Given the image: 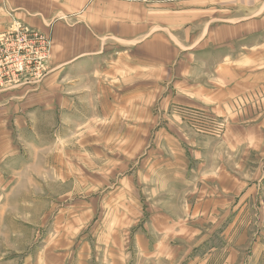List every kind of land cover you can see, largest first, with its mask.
<instances>
[{
    "label": "crops",
    "instance_id": "crops-1",
    "mask_svg": "<svg viewBox=\"0 0 264 264\" xmlns=\"http://www.w3.org/2000/svg\"><path fill=\"white\" fill-rule=\"evenodd\" d=\"M35 1L34 6L33 0H0V23L18 19L43 31L52 27L47 80H66L71 69L78 71L79 87L91 76L96 83L109 80L120 88L93 96L95 110L142 123L131 130L140 131L144 144L126 146L125 158H113L105 173L113 183L111 199L95 209L104 217L82 223L76 241L62 218V253L69 257L68 248L78 244L76 264L95 263V245L109 254L103 264H264V1L241 2L259 13L216 26L224 20L212 19L206 30H191L196 39L189 45L153 29L132 36L125 51L117 52L124 61L103 68L94 61L107 53L96 26L115 13L87 12L84 19L60 22L68 10L56 14ZM14 92L0 95L1 133L11 131L9 118L18 134L36 119H49L50 126L59 115L69 117L71 103L80 111L91 97ZM196 117L218 120L221 129L208 133L207 126L195 125ZM13 142L0 137V245H32L42 230L41 237L54 243L57 237L47 231L54 228V221L48 227L53 208L41 211L37 205L51 206L53 187L38 182H66V166L51 165L50 172L39 174L36 164L19 159ZM100 180L98 170L93 181ZM20 191L29 202L4 201Z\"/></svg>",
    "mask_w": 264,
    "mask_h": 264
},
{
    "label": "rangeland",
    "instance_id": "rangeland-1",
    "mask_svg": "<svg viewBox=\"0 0 264 264\" xmlns=\"http://www.w3.org/2000/svg\"><path fill=\"white\" fill-rule=\"evenodd\" d=\"M33 1L35 6L36 1ZM39 1L43 3V8L54 10L56 14L60 8L68 10L60 22L84 19L87 12L104 15L110 9L112 13H115L110 17V21L102 20L101 25L96 26L97 31L105 36L103 41L107 53L102 58L94 60L102 62L104 65L101 66L102 68L109 62L124 61V58H119L118 53L125 51L127 48L125 40H132V36L140 35L141 37L153 29L157 31L155 34L168 36L171 34L185 45H189L191 40L196 39L195 32L190 31L206 30V23L209 20H224L216 21L218 23L214 22L215 26L231 24V21L235 22L240 18H246L258 11V9H253V6L247 8L242 5L243 0ZM257 1L260 3L264 0ZM60 3L64 5L62 6ZM11 12L7 6V13ZM4 24L6 28L0 33V95L9 97L13 95L12 92L22 88L26 91L32 89V92L38 94L47 92L54 95L86 93L91 97L85 104H81L80 111L74 108L77 103H71L69 117L62 120L59 115L53 119L54 123L50 126L48 124L51 120L40 118L32 122L34 125L30 130L18 134L14 129L13 119L9 118L7 127L11 131L9 130L8 133L4 130L1 133L0 130V137L4 136L8 141L9 139L13 140V147L19 148V159L36 164L39 174L45 175L53 167L55 169L66 166L64 173L68 178L64 183L46 181L45 178H39L38 182L40 186L44 185L45 187L46 184H51L53 187L52 199L50 200L48 197V205L51 206L42 207L40 202L37 205L41 211L46 207L53 208L54 214L48 227L51 228V223L54 221V228L51 230L52 228L47 227V231L49 234L54 232V236L57 237L54 239V243L44 236L41 237V233H45L42 230L37 242L32 245L17 244L8 247L0 245V253L5 252L6 249L9 251L4 259H0V264H72V262L76 264V256L81 247L78 244L70 246L68 248L69 257L64 255L66 253H62L63 238H61L60 222L62 218L69 221L72 240L76 241L75 236H77V230L82 223L92 224L97 221L99 216L104 217L103 214L95 213V209L106 203L109 204L111 199L112 189L110 187L113 186V183L107 180L105 173L109 174L113 158H125L126 146L144 144L141 143L143 139L140 131L137 130V133H133L131 130L132 127L138 129L142 123L138 119L134 121L123 116H109L108 111L95 110L93 96L110 94L120 88L109 80L98 79V83H96L91 76L90 79L82 80V86L79 87L78 71L72 69L66 76V80L62 76L54 81L47 80L49 76L47 71L50 70L48 66L52 61L54 45L51 26L48 27V31H43L39 27L31 26L18 19L1 22L0 26L2 27ZM84 84L86 85L84 86ZM108 88L112 91H109ZM103 99L108 103V98L103 97ZM1 111L0 124L4 120ZM192 121L195 125L207 126L208 130L204 131L208 133L214 134L215 131L221 129L218 120L212 122L200 118L192 119ZM150 140L153 141L154 136L150 137ZM128 141L130 143H127ZM133 141L138 143H133ZM47 161L49 169H46ZM98 170L102 171V180L94 182L93 179ZM66 189L69 190V193L65 192ZM63 190L64 194L62 195ZM9 193L7 192V194ZM25 194L27 193L20 191L17 196H15L16 194L11 197L6 195L4 201H9L10 205L29 202V196ZM67 207H69L68 213L65 212ZM57 233L59 234L56 236ZM94 248L98 260L93 264L105 263L109 256L105 251L106 247L95 245ZM134 264L142 263L134 261Z\"/></svg>",
    "mask_w": 264,
    "mask_h": 264
},
{
    "label": "built area",
    "instance_id": "built-area-1",
    "mask_svg": "<svg viewBox=\"0 0 264 264\" xmlns=\"http://www.w3.org/2000/svg\"><path fill=\"white\" fill-rule=\"evenodd\" d=\"M35 35H36V34H35ZM20 68L22 69L21 65H20ZM200 118H202V117H196L195 119L198 120V119H200ZM203 120H204V119H203Z\"/></svg>",
    "mask_w": 264,
    "mask_h": 264
}]
</instances>
